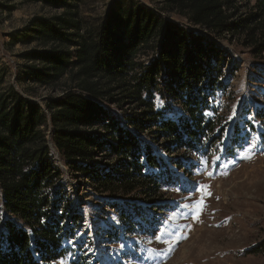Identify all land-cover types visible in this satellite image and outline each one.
Returning <instances> with one entry per match:
<instances>
[{"label":"trees","instance_id":"trees-1","mask_svg":"<svg viewBox=\"0 0 264 264\" xmlns=\"http://www.w3.org/2000/svg\"><path fill=\"white\" fill-rule=\"evenodd\" d=\"M69 1L61 3L62 13L31 20L29 41L39 47L23 54L36 63L29 68L33 82L62 88V94L45 111L14 86L3 88L0 78V264H60L68 258L88 264L80 246H70L83 216L56 164L58 155L110 196L108 205L128 233L147 235L157 220L121 203L141 196L162 200L163 187L174 181L170 163L194 171L221 147L225 160L245 152L254 138L264 148V87L256 86L263 103L237 100L229 117L224 101L236 99L231 81L239 68L226 66L213 43L186 36L140 6L110 8L84 28ZM164 1L217 37L232 34L255 60H264V0ZM255 64L250 77L264 85V64ZM145 132L164 141V153L183 156L165 162L144 142ZM252 252L264 253V244Z\"/></svg>","mask_w":264,"mask_h":264},{"label":"rangeland","instance_id":"rangeland-1","mask_svg":"<svg viewBox=\"0 0 264 264\" xmlns=\"http://www.w3.org/2000/svg\"><path fill=\"white\" fill-rule=\"evenodd\" d=\"M62 2L0 0L2 86H14L19 94L45 111L51 99L62 94V88L52 91L33 82L29 68L36 63L28 62L23 54L39 47L38 43L29 41L31 20L62 13L65 5H61ZM68 5L77 10L84 28L97 23L110 8L126 10L140 6L171 22L188 37L200 35L224 54L226 66L239 68L231 81L236 99L233 103L228 99L224 101L228 106L227 115L232 117L231 109L237 100L248 98L250 103L258 105L262 102L256 86L264 85L259 83L261 79L252 80L250 76L255 62L264 64V60H255L232 34L217 37L170 11L164 0H70ZM141 56L144 58L145 55ZM148 58L145 56V60ZM253 76L261 77L255 72ZM124 110L131 108L125 107ZM117 113L121 115L120 111ZM172 113L178 114L176 109ZM121 124L131 130L123 119ZM154 136L150 132L142 134L144 142L165 162L183 156L181 153H164L161 148L164 141L158 142ZM249 143L245 152L230 160L222 157V147L219 148L213 153L210 163L194 171L193 168L184 171L182 165L170 163L173 171L170 176L174 181L163 187L162 200L141 196L128 197L132 201L122 202L134 213L140 207L147 215L150 214L151 219L157 220L153 231L147 235L128 233L117 210L108 205L110 196L99 192L91 179L65 166L57 154L56 164L63 170L68 193L75 199L74 206H78L83 216L77 241H72L70 246L79 245L88 264H264V253L252 252L264 244V148L257 146L256 138ZM97 153L98 159H102V151ZM196 159L194 156L192 160ZM161 170L165 171V168ZM163 206L166 210H162ZM115 233L120 240L109 235ZM60 264H70V259Z\"/></svg>","mask_w":264,"mask_h":264},{"label":"snow or ice","instance_id":"snow-or-ice-1","mask_svg":"<svg viewBox=\"0 0 264 264\" xmlns=\"http://www.w3.org/2000/svg\"><path fill=\"white\" fill-rule=\"evenodd\" d=\"M204 190V187L202 186V188H201V191H203ZM209 195H210V193H209ZM201 204H202V201H201ZM160 237H158V239H159Z\"/></svg>","mask_w":264,"mask_h":264}]
</instances>
